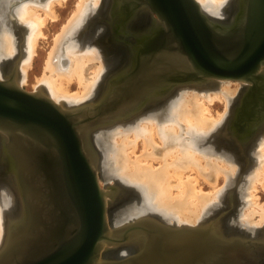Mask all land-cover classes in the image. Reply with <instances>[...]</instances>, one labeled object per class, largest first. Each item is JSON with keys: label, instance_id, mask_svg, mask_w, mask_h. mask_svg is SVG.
I'll return each instance as SVG.
<instances>
[{"label": "water", "instance_id": "obj_1", "mask_svg": "<svg viewBox=\"0 0 264 264\" xmlns=\"http://www.w3.org/2000/svg\"><path fill=\"white\" fill-rule=\"evenodd\" d=\"M229 7L228 20H214L197 0H110L105 44L124 48L127 64L107 77L98 97L73 108L23 88L18 66L0 79V182L17 196L12 210L20 218L7 226L0 264H260L264 251L238 249L256 241L231 232L233 203L195 225L170 224L157 212L112 220L111 206L131 190L121 179L107 188L99 182L97 133L143 105L162 106L180 87L215 79L246 83L223 122L227 134L233 126L243 135L240 119L264 116V0H230ZM224 151L243 164V200L240 187L254 155ZM18 222L21 228H12ZM124 246L133 250L123 255ZM103 250L115 257L104 258Z\"/></svg>", "mask_w": 264, "mask_h": 264}, {"label": "bare ground", "instance_id": "obj_2", "mask_svg": "<svg viewBox=\"0 0 264 264\" xmlns=\"http://www.w3.org/2000/svg\"><path fill=\"white\" fill-rule=\"evenodd\" d=\"M65 1L66 0H0V62L2 55L10 56L17 51L14 39L15 35L13 36L10 32H20L23 36L26 35L27 40L26 54H23L25 57L21 58V56H19L17 59L9 61L11 62V68H8L9 72L7 74L0 63V79L14 75V69L18 66L17 80L21 85H23L24 81L26 82L28 70L32 66L35 53H37L40 38L46 37L44 27L50 19L56 20L58 18L56 5H61ZM99 1L100 0H79L72 16L64 23L62 30L55 35L53 41L54 45L44 64V73L37 78V84L35 86L36 91L39 90L46 93L57 104L63 105L66 108L75 107H71V103L73 105L74 103H83L88 100L96 84L98 82L100 83L102 80H106L107 75L110 73L111 61L109 62V60H107L108 58L105 57L106 55L104 52H102V54L98 51L100 48L95 49L90 45L87 36L89 35L90 27H85L83 32L84 38L82 40L75 38L77 29L84 28L82 18L90 11L91 5L96 7ZM197 1L204 12L206 5L211 9L209 12L206 8L208 13H205L214 20H228L233 11L232 9L226 11L223 5L226 0ZM8 17L12 18L14 25L18 24L20 27L14 30V27L10 24L11 19ZM105 28L106 31H109L108 25H106ZM106 33L111 36L110 32ZM62 51L64 55H62ZM96 61L99 62V65L94 64ZM118 61L119 60H115L112 62L116 63ZM127 61L128 54L126 52L124 59L122 61L120 60V63H117L116 68H113L114 70H112L110 74L115 75L118 70H123ZM9 65L10 64L7 66ZM8 69L6 70L8 71ZM231 81L232 80L215 79L213 82L218 86L216 91H212L211 87L198 88L195 85L180 87L175 94H171L166 98V101L167 99L169 101L162 111L155 112L154 110L149 112L146 111L148 108L145 109L143 105L142 109L140 108L134 116L124 119H129L127 122L123 121V123L120 122L116 124L117 121H115L110 125H116L112 127L108 125L109 128L102 130V132L99 131L96 140L98 149L104 153V156L106 152L104 158V163H106L105 167L111 166L109 170L107 169L106 175L108 174L109 177L112 178L117 175L129 183L139 184L145 191L147 196L146 199H149L147 204H152L168 216L178 215L183 221V224H197L199 222H197V220L200 219L199 217L201 214L211 208L210 205L212 201L215 200L221 192V189L217 187L218 178L221 177L220 175L223 174V178L229 181L231 177L238 172L236 160L232 155L228 154L226 151L218 150L214 143L207 145V143L204 142L205 137H210L213 130L217 129L219 126L218 124L221 123L226 113L219 112L217 116H215L212 113L211 104H213L215 100H221L225 102V107H227L228 104L230 106V96L232 94L230 90H228L229 88L226 87V84ZM73 82L79 84V89L74 92L69 88ZM103 83L105 86V82ZM241 84L242 87H246V83ZM209 85H211V83H208V86ZM104 86L103 90L105 89ZM219 86H221V89H219ZM223 86L225 87L223 88ZM218 89L219 92H217ZM146 90H149V87L142 88L141 92L145 91L144 93H146ZM123 99H125V97H121L119 107L121 106L126 109L125 107L127 106L128 100ZM153 100H151L152 103L157 102L156 99L155 101ZM66 101L70 102V104H65ZM263 133L264 131L255 143L252 152L255 165L252 169L253 171L251 170L249 173L251 175L248 176L249 178L247 177L250 179L248 180V189L250 188L251 190V198L248 203L251 209H248L245 220L250 223L248 229L252 234L254 233L255 239L264 237V235L262 236V234H264L262 233V229H264V205L259 201V197L256 194L258 185H264ZM140 142H142L141 145L143 148L142 152L138 154V147L141 146ZM156 164H158V166ZM201 177H204V181L208 180L215 190H212L208 194L203 193L204 190L200 186ZM42 185L44 184L42 183ZM16 197L17 196L9 187V182L1 181L0 249L5 243V238H7V226L9 227L14 222L20 220L18 208L17 210H12V205L16 204ZM218 197L220 199V196ZM147 204L144 205V207H147ZM3 210H9V214H11L6 217V221H4L2 217ZM148 212L156 211L149 207L148 211L145 213ZM125 213L127 212L121 214L120 219L123 216V219H126L125 217L128 219L133 218L137 216L138 211L137 209L131 208L127 216ZM255 215L260 217L258 224L261 226L255 224L257 223L254 221ZM16 224H14L12 228L17 227V229H20V222ZM180 224H182V222ZM17 229H15L14 232ZM22 232L23 229L20 234ZM232 233L235 234V232ZM236 237L239 236L236 235ZM238 241L239 240L236 239L233 243L238 244ZM132 247L133 246H124L122 248L124 252L123 255L133 250ZM245 247L246 246H242L238 249L247 250L248 248ZM249 248L251 247L249 246ZM237 250L236 252H232L231 255L236 257ZM102 255L104 258L107 256L109 258L115 257V254L112 256V254H108L106 250H103Z\"/></svg>", "mask_w": 264, "mask_h": 264}, {"label": "rangeland", "instance_id": "obj_3", "mask_svg": "<svg viewBox=\"0 0 264 264\" xmlns=\"http://www.w3.org/2000/svg\"><path fill=\"white\" fill-rule=\"evenodd\" d=\"M108 1L109 0H100L99 3H98V5L96 7L94 5H91V7L89 9L90 11H88L84 15V17L82 18V21L84 22V23L82 22L84 24V28H78L77 29L75 38H77V39L79 38L80 40H82L84 38V36H83L84 33L83 32L85 30V27L86 28L87 27H90L89 35H87L88 36V39H89V42H90V45H91V47H94L95 49L100 48V50L98 49V51L100 53L104 52V54L106 55L105 57L108 58L107 60H109V62L111 61V68H110V71H109L111 73L112 70H114L116 68L117 63H120L119 55L121 53L120 54L117 53V51L120 49L119 46H114L115 48H110V46H108L107 44H105V40H103V38H102L103 32L105 31V26L107 25V22L102 19L103 18L102 13L106 10V9L105 10H103V9L105 8V5L108 4ZM78 2H79V0H66L63 4L56 5V12H57L58 18L56 20L50 19L48 21L47 25L44 27V33H45V36L46 37L45 38H40V41H39V44H38V47H37V53H35V56H34L33 61H32V66L28 70L26 82L24 81L23 82V85H22L23 88H25L26 90H28V91H33V90L36 91V87L35 86L37 84V78L40 77L41 75H43V73H44V71H43L44 70V64L46 62V59L48 57V54H49L51 48L54 45L53 41H54L55 35L62 30V26L64 25V23H66L67 20L72 16L74 10L77 7ZM229 2H230V0H226L225 3L223 4L225 6V8H226V11H228V9H229ZM206 8L210 12L211 9H209L207 7V5H206ZM206 8H205V12L208 13V11L206 10ZM106 15L107 14L105 13V16ZM101 16H102V18L99 19ZM217 17H219V16H217ZM8 18H10V17H8ZM10 19H11V21H10L11 23L10 24H11L12 27H14V30H16L15 28H19L20 27V25H18V24H15L14 25V21H12V18H10ZM10 33L13 34V36L15 35L14 36V39H15V45L17 47V51H16L15 54L10 55V56H6V55L5 56L4 55L1 56V62L0 63H1V66L3 67L4 71H6V74L9 72V69L11 68V62H9V61L11 59L15 60L19 56H21V58H23V57H25V55H23V54H26L25 53L26 52V43H27L26 35L23 36L20 32H16V31L10 32ZM109 48L112 49V50L111 51H108ZM62 55H64L63 54V51H62ZM4 58H6V59H4ZM115 60H119V61L116 62V63L115 62H112V61H115ZM8 64H10V65L7 66ZM94 64L95 65H99V62L96 61V63H94ZM114 64H116V65H114ZM6 69H8V71ZM108 75H107V77H108ZM110 78L111 77H109L107 79V83L111 80ZM103 82H105V80H102L100 83L98 82L96 84L93 93L91 94V96L89 97L88 100L84 101L85 103L88 102V101L94 100L100 94V92H102L103 86H104V83ZM71 85L69 86V88H70V90L72 92L77 91L79 89V84L77 82H73ZM226 85L225 86L227 88H229L228 90H230V93L232 94L230 96V93L228 92V94L230 96V100H231L230 101V106H233L235 100H237L238 93L242 90L241 89L242 88V84L239 81L232 80L230 83H227ZM225 86H223V88ZM197 87L198 88L211 87L212 88V91H216V88H218L217 85H212V84L209 85V86L208 85H199ZM219 89H221V86H219ZM219 89L217 90V92H219ZM168 101H169L168 99H167V101L165 99L164 104H163L164 106L162 105V106H160L158 108H155V109H153L151 107L149 110L147 109L146 111H149V112L150 111H154V110H155V112L162 111L163 108L168 103ZM68 103L70 104V102H67V101L65 102V104H68ZM83 103H81V102L80 103H74L73 105L71 103L70 106L72 107V106L80 105V104H83ZM228 103H229V101H228ZM211 105H212L211 106L212 113L215 116H217V114L219 112H224V113L226 112V113H225L224 118L221 120V123L218 124L219 126L217 127V129L216 130H213L212 135H210V138H211V141L212 142L209 140V138H208L209 136L205 137V141L204 142L207 143V145H209L210 143H213V142L214 143H220V147H224L223 145H225L226 139L229 137V134H226L225 133V131H227L226 130L227 127L225 126V124H223V122L225 120V117L227 118V116H228V114H229V112L231 110V107L229 106V104H228L227 107H225V102L224 101H221V100H219V101L218 100H215L214 103L211 104ZM147 114H148V112H147ZM147 114H145V115H147ZM128 120H124V119L123 120H119V121L116 122V124H118L120 122L123 123V121L127 122ZM116 124H112L109 127H112V126H114ZM109 127H106V128L101 129V132H102V130L107 129ZM141 143L142 142H140V145H141ZM142 148H143L142 145L140 147H138V154H140L142 152ZM100 153H101V159H100V164H99V168H100L99 169V172H100V185H101V187L107 188L109 185H115L116 179H121L126 186L129 185L128 186L129 188L128 187H125L124 185L123 186L125 188L129 189V191L131 190L130 192H128L127 194H125V197H123L124 199H122L121 201H118L117 203H114L111 206V208H110V217H111L112 220H118V219H120L121 214L124 211L128 210V209H131V208L137 209V211H138L137 216H138L139 213L140 214H144L146 211H148V208L150 207L151 209L155 210L156 212H159L162 216H164L165 218H167V221L170 224H175V225H182L183 224V221L178 217V215H175V216L174 215L173 216H170L169 215L168 216L167 214L163 213L162 210L157 209L152 204H151L152 207H151L150 204H147L148 201H149V199H146L147 196L145 194V191H144V189L139 184L129 183L125 179L123 180L122 178L118 177L117 175H115L114 178L109 177L108 174L106 175L107 169L109 170V168L111 166L109 165L108 167H105L106 166L105 165L106 163H104V158L106 156V152H105V156H104V153L102 151ZM236 163H237V167H238V170H237L238 172L236 174H234L229 181H227V180H225V178H223L224 177V176H222L223 174H221L220 175L221 177L218 178L217 187H218V189L219 188L221 189L220 190L221 191L220 194H218V196H220V199L217 196L218 199L216 198L215 200H213L214 202L212 201V204L210 205L211 208L208 209V210H212L213 208H220L222 210L223 209L224 210H229L233 206L232 205V203H233L235 205V208H236L235 211L236 212H233V211L232 212H233L234 215H237L239 213L237 220H238L239 224H241L240 232L245 233L247 231L249 232V229L248 228L250 227V226H248L250 223H248L245 220V217L247 216L246 214L248 212V209L249 210L251 209V206L248 203L249 199L251 198L250 197L251 196V193H250L251 190H250V188L248 189V183H249L248 180H250V179L246 178L245 180H243L245 182V185L242 188L240 187L242 194H243V191L244 190L246 191V193L244 195V198L242 200V198H240L238 196V194H239L238 184H239L240 179H241L240 176H242L243 164L240 162V160H236ZM156 165L158 166V164H156ZM250 175L251 174H249V176ZM203 178L202 177L200 178V183H201L200 186L204 190L203 193H207L208 194L212 190H215L214 187L212 188V186L208 182V180L205 179L206 181H204ZM135 185H137V186H135ZM232 191L235 192V194H232L233 196L231 195V192ZM256 194L259 197V201L262 203V205H264V185L263 186L261 184L258 185V191L256 192ZM146 204L148 206L147 207H144V205H146ZM139 209H140V211H139ZM141 209H144V210H141ZM208 210L207 211H204L201 214V216L199 217L200 219H198L197 222L198 221L199 222L202 221V218L206 217V215L209 213ZM244 212H245V214H244ZM5 214H6V211L3 210L2 217H3V220L4 221L7 220V218H5ZM233 214H232V216H234ZM254 218H255L254 221L257 222L255 224L261 226L260 224H258L260 217H258L257 215H255ZM178 220H179V222L181 221L182 224H180L181 222L179 223ZM193 225H195V223H193ZM248 234H246V235L248 236ZM253 234H252L251 237L250 236L249 237L250 238H253V237L255 238V236Z\"/></svg>", "mask_w": 264, "mask_h": 264}, {"label": "flooded vegetation", "instance_id": "obj_4", "mask_svg": "<svg viewBox=\"0 0 264 264\" xmlns=\"http://www.w3.org/2000/svg\"><path fill=\"white\" fill-rule=\"evenodd\" d=\"M107 8L108 7H107V4H106L105 5V8L103 9V10H105V9L106 10L102 13L103 18L101 16V18L103 20H106L105 13L108 10ZM101 18H99V19H101ZM106 32H108V30L107 31L105 30L103 32V36H102L103 40L107 39L110 36ZM117 53H119V54L121 53L120 54L121 56L119 55V58H120V60H123L124 57H125V54H126L125 49L124 48H120L117 51ZM246 86H247V84H246ZM241 89L243 90L244 87H242ZM241 91L238 93V96L241 93ZM240 107H241V102L238 101V103L236 104L235 109L238 110ZM236 115H237V112L234 115L233 122H235ZM249 121H253V122H249ZM240 123H242L241 125L246 124V126H247V129H246V131H244V134L243 135H238L237 134L238 131L236 129H234L233 126H230V127H228V130H229L228 131V134H229V137L230 138L228 137L226 139V143H225V145H223L224 147H220V143H214V142L213 143L217 147V149L222 150V151L228 150L229 152H232V153L239 151V153H240V150L242 149L245 152V154L249 157V159L250 158L252 159V154H253L252 152H253L255 143L258 140L257 137L260 134V132L264 129V116L247 117L244 120L243 119H240ZM238 129H240V128H238ZM238 147H239V149H238ZM238 214L236 216H232L231 219L229 220L230 228H232L231 229V232L243 234V235H245V237H247V238H249L251 240H255L256 241V244L254 243V241H252L250 243L251 245L249 244V246L252 249H254L255 252H256V254L258 255V253H260V251H262V252L264 251V239H263L264 237L256 238V239L255 238H250L252 236V234H251L250 231L249 232L247 231L246 233H242V232H240V230H237V229H241V224H239V222L237 220L238 219ZM262 231H263L262 233H264V229H262ZM246 234H248V236H250V237H248ZM263 235L264 234H262V236ZM248 249H250V248H248ZM263 261H264V256H262L260 258V261H259L260 264H262Z\"/></svg>", "mask_w": 264, "mask_h": 264}]
</instances>
